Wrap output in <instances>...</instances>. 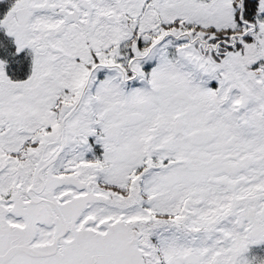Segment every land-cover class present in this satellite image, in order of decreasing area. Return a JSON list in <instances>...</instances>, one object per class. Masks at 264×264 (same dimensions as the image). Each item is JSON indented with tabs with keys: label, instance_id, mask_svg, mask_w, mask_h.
I'll use <instances>...</instances> for the list:
<instances>
[{
	"label": "snow or ice",
	"instance_id": "snow-or-ice-1",
	"mask_svg": "<svg viewBox=\"0 0 264 264\" xmlns=\"http://www.w3.org/2000/svg\"><path fill=\"white\" fill-rule=\"evenodd\" d=\"M0 264H264V0H0Z\"/></svg>",
	"mask_w": 264,
	"mask_h": 264
}]
</instances>
